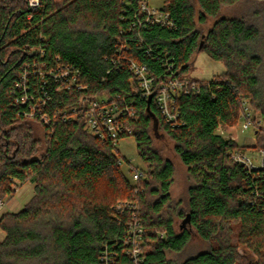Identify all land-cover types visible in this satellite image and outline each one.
Returning a JSON list of instances; mask_svg holds the SVG:
<instances>
[{"label":"trees","instance_id":"trees-1","mask_svg":"<svg viewBox=\"0 0 264 264\" xmlns=\"http://www.w3.org/2000/svg\"><path fill=\"white\" fill-rule=\"evenodd\" d=\"M139 1L38 0L32 8L0 0V199L13 193L14 180L34 191L19 211L0 214V264H101L105 252L116 264H264V170L248 174L229 156L244 146L217 132L238 120L244 99L264 127V0H164L171 27L143 22ZM236 4L240 14H222ZM200 50L224 70L190 78L197 90L175 97L177 116L167 121L155 94L147 107L129 61L144 64L157 87L171 73L188 76ZM63 67L68 77L48 74ZM25 94L56 119L26 118ZM95 98L133 109L120 117L131 133L118 139L132 136L145 165L134 182L111 139L85 128L82 110ZM263 127L254 129V147ZM156 128L187 175L175 203V166L155 146ZM135 223L142 232L133 258L126 250ZM186 225L204 250H185Z\"/></svg>","mask_w":264,"mask_h":264},{"label":"built area","instance_id":"built-area-1","mask_svg":"<svg viewBox=\"0 0 264 264\" xmlns=\"http://www.w3.org/2000/svg\"><path fill=\"white\" fill-rule=\"evenodd\" d=\"M28 5L32 8L38 6V0H27ZM137 10L143 17V22L150 24H160L162 26L171 27L172 21L169 19V15L166 11H163L160 8L150 7L147 2L139 1L137 5ZM119 53L122 50H126V44H120ZM129 70L131 71L133 78L136 80L137 87L140 90V93L143 97L147 98L149 95L155 94V101L161 112L167 121H174L176 119L177 113L173 106L174 99L177 95L186 94L191 89L197 90V83L192 81L187 76H177L174 73L167 75L164 80H162L157 87L154 86V79L152 76H149L147 68L144 64H140L134 60L129 61ZM48 74L53 76V78L58 79L62 77L69 76V69L63 67L60 73H52L51 70L48 71ZM76 72H73L75 75ZM22 78H25V75H22ZM74 83V76L71 77V80L64 82L62 86L66 89L70 88ZM61 86V87H62ZM60 88V87H58ZM77 89H82V85H77ZM21 104L28 103V109L24 112L26 118H38L44 124H50L51 120L56 119V116L49 117V115L44 112L42 109L38 108V103L33 102V97L29 95H23ZM245 100L242 101L241 111L239 118L241 119V127L247 129L255 125L257 128H262L259 120H255L253 114L248 111L247 106L244 104ZM83 117L85 119V128L87 131L99 138H109L112 143L115 144L118 140V137L124 133H131V130L125 123L120 120V117L132 116L133 109L127 106L125 103L120 105L115 102H107L105 98H95L90 100L85 108L82 110ZM64 117V116H62ZM264 131V129H263ZM254 156L246 154L240 149H233L229 152L230 158L242 165L246 172L252 177L254 176L253 172L264 170V137L261 146L254 150ZM131 181H135L142 175L141 169H131ZM5 206L4 200L0 199V211ZM126 205L117 204L116 209L121 211ZM132 239H129L131 248L126 250V253L130 254L133 258H136L139 253V243H140V233L142 229L137 223L132 225L130 229ZM162 235V234H161ZM112 254L107 252L103 253L101 256V264H116L112 259Z\"/></svg>","mask_w":264,"mask_h":264},{"label":"rangeland","instance_id":"rangeland-1","mask_svg":"<svg viewBox=\"0 0 264 264\" xmlns=\"http://www.w3.org/2000/svg\"><path fill=\"white\" fill-rule=\"evenodd\" d=\"M147 2L150 7L160 8L164 0H141ZM241 4H236L232 6L225 7L222 11L223 15H237L240 14L242 10ZM190 69L188 72V78L196 79H209L213 74L220 73L224 70L223 64L219 61L211 59L204 51H196L190 58ZM247 106V110L255 117V120H259L260 124L263 126V119L261 118L259 112L248 102L247 99H244ZM257 123L254 126L247 129L241 127V119L238 117V120L231 125H221L219 126L217 132L224 138H229L234 140L238 145L244 146L237 149L244 151L250 156H254V150H257L259 147H254L256 143V136L254 134V129ZM264 129V127H263ZM153 141L156 147H159L162 150L164 156H168L174 166H175V179L171 186V196L174 203L177 202L180 198L184 199L185 189L188 184L187 175L185 168L181 163H179L178 158L175 156L172 150V142L168 137L161 131V129L156 128L152 134ZM264 137V131H263ZM263 142V139H262ZM116 150L120 153L122 157L126 160L121 162V170L123 171L125 177L131 181V169H143L145 165L143 161L137 154L136 145L134 138L132 136H126L118 139L115 143ZM129 163H128V162ZM133 182V181H132ZM13 193L9 196L1 198L4 200L5 206L0 211V214L5 211L16 212L26 204L33 196V184L30 182L18 183V181H13ZM183 208V204L180 205ZM178 205V207H180ZM181 219L174 217V228L179 230ZM186 229L191 233L190 242L185 250H190V252H196L204 250L207 245L204 243L194 232V230L186 225ZM4 231L0 228V239L4 237ZM187 251V253H188ZM239 253H242L243 249L241 246L238 247Z\"/></svg>","mask_w":264,"mask_h":264},{"label":"water","instance_id":"water-1","mask_svg":"<svg viewBox=\"0 0 264 264\" xmlns=\"http://www.w3.org/2000/svg\"><path fill=\"white\" fill-rule=\"evenodd\" d=\"M201 45H202V42H200V44H199V47L198 48H200L201 47ZM151 99H152V95H149L148 97H147V107L149 106V103H150V101H151ZM188 216V215H187Z\"/></svg>","mask_w":264,"mask_h":264}]
</instances>
